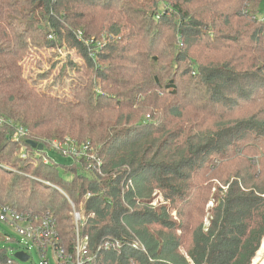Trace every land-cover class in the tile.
<instances>
[{
  "label": "trees",
  "instance_id": "obj_1",
  "mask_svg": "<svg viewBox=\"0 0 264 264\" xmlns=\"http://www.w3.org/2000/svg\"><path fill=\"white\" fill-rule=\"evenodd\" d=\"M262 3L0 0V192L26 191L0 203L52 215L73 258L77 230L83 264H251L264 239ZM30 47L74 50L80 81L41 91L21 65ZM52 142L78 156L53 149L70 159L54 163ZM34 191L53 195L35 205ZM13 255L0 249V264H21Z\"/></svg>",
  "mask_w": 264,
  "mask_h": 264
},
{
  "label": "rangeland",
  "instance_id": "obj_2",
  "mask_svg": "<svg viewBox=\"0 0 264 264\" xmlns=\"http://www.w3.org/2000/svg\"><path fill=\"white\" fill-rule=\"evenodd\" d=\"M159 9L161 10L162 7L159 6ZM259 18H264V0L263 3L260 6V12H259ZM56 49L54 50H40L35 47H30L28 52L23 56L21 65L24 71L25 78H33L37 82V88L41 91H46V93L51 92L54 94H64L66 92H69L71 89L73 82L80 79L81 75L79 72L83 69V62L81 58L76 54L74 50L67 49V52H69V58L67 59V52H59V56H56ZM68 60H72L75 63H78L77 71H69L68 68L65 67ZM54 65V66H52ZM61 65L65 67V71L68 73L67 76H62L58 80L59 74L62 72ZM80 81V80H79ZM44 152L46 153V156H48L54 163L58 165L67 164L70 162L69 158L61 157L58 155L53 149H44ZM23 184V183H22ZM23 189L20 188L18 191H12V194H9L8 191H2L0 192L1 198L0 202L5 203H14L13 205L21 206L24 205L25 201H23V198H20L22 201H19L17 198H7L8 196H14L19 195L20 193L23 194L26 191H21ZM60 196H63L64 199L69 202L71 213L73 216V212L79 214L77 210H75V206L71 203L68 197L65 193V191H58ZM53 195L52 191H34L32 194L33 197H31V202L35 205H46L48 201L50 200V196ZM59 202H62L58 197H56ZM157 202H161V197H157L153 203L155 205ZM5 204L0 203V207ZM211 206V203L209 202L206 206V210H208ZM42 214H39V216ZM67 215V212L63 211L62 215ZM81 216V215H80ZM74 222V217H73ZM70 224L72 222L70 221ZM75 224V222H74ZM8 236V241L4 240V236ZM20 241V237L16 235V233L5 226L3 223L0 222V249H7L12 254L18 252V242ZM264 242V239L262 243ZM261 243V245H262ZM28 253L30 254V260L23 264H40V260L37 256L36 251L32 248ZM261 249V246H260ZM259 249V250H260ZM259 252V251H258ZM49 257V264H54V259L52 258L51 252H48ZM255 257H257V262L255 264H264V252H262L260 255L256 253ZM253 264V261L252 263Z\"/></svg>",
  "mask_w": 264,
  "mask_h": 264
},
{
  "label": "built area",
  "instance_id": "obj_3",
  "mask_svg": "<svg viewBox=\"0 0 264 264\" xmlns=\"http://www.w3.org/2000/svg\"><path fill=\"white\" fill-rule=\"evenodd\" d=\"M259 20L264 23V18H259ZM262 36L264 38V32ZM1 123L2 120L0 119V124ZM23 135L22 130H18L13 136L14 141L20 143ZM50 149L61 151L64 155L72 154L76 157L78 156V153H76L67 142H52ZM73 217L75 225L77 226L81 221V216L80 214L73 212ZM0 222L12 229L16 235L20 237L18 250L27 254L29 260L30 254L28 251L31 249L29 247H32L37 253L40 264H49L48 252H51L52 258L55 262L54 264L84 263V259L80 257L81 251L85 248L84 239L80 238L79 233L76 230L74 237L75 257L73 258L67 255L62 247L57 246L56 222L50 214L46 213L39 216L31 213H20L13 210L8 205H3L0 207ZM108 246V244H104L103 248L106 250L108 249ZM86 261L90 262V259L86 258Z\"/></svg>",
  "mask_w": 264,
  "mask_h": 264
},
{
  "label": "water",
  "instance_id": "obj_4",
  "mask_svg": "<svg viewBox=\"0 0 264 264\" xmlns=\"http://www.w3.org/2000/svg\"><path fill=\"white\" fill-rule=\"evenodd\" d=\"M25 145L31 147L32 149L37 150L38 152H41L43 150V145L38 144L34 141L27 140L25 141ZM13 256H14V259H16L18 262L22 264L28 262L29 260L28 255L21 251L14 253Z\"/></svg>",
  "mask_w": 264,
  "mask_h": 264
},
{
  "label": "bare ground",
  "instance_id": "obj_5",
  "mask_svg": "<svg viewBox=\"0 0 264 264\" xmlns=\"http://www.w3.org/2000/svg\"><path fill=\"white\" fill-rule=\"evenodd\" d=\"M259 252H257L258 253V255H260L262 252H264V242L262 243V245H261V249L260 250H258ZM257 262V257H255L254 259H253V264H255Z\"/></svg>",
  "mask_w": 264,
  "mask_h": 264
}]
</instances>
